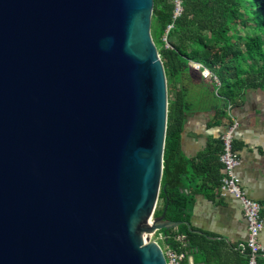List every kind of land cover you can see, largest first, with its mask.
<instances>
[{
	"label": "water",
	"instance_id": "water-1",
	"mask_svg": "<svg viewBox=\"0 0 264 264\" xmlns=\"http://www.w3.org/2000/svg\"><path fill=\"white\" fill-rule=\"evenodd\" d=\"M152 7L0 0V264H165Z\"/></svg>",
	"mask_w": 264,
	"mask_h": 264
},
{
	"label": "trees",
	"instance_id": "trees-1",
	"mask_svg": "<svg viewBox=\"0 0 264 264\" xmlns=\"http://www.w3.org/2000/svg\"><path fill=\"white\" fill-rule=\"evenodd\" d=\"M181 7L179 16L172 19L173 0H153L150 33L167 89L160 206L153 215H159L166 205L165 219L180 221L175 229L188 241L182 249L206 251L204 234L186 223L193 194L218 188L221 141L211 139L201 152L186 157L181 151V132L189 112L213 108L212 121L217 123L227 115L228 104L239 101L245 90L264 89V0H181ZM190 61L207 68L218 84L212 77L196 78ZM172 230L162 229L168 236ZM166 241L177 245L171 238ZM258 264H264V259Z\"/></svg>",
	"mask_w": 264,
	"mask_h": 264
},
{
	"label": "crops",
	"instance_id": "crops-1",
	"mask_svg": "<svg viewBox=\"0 0 264 264\" xmlns=\"http://www.w3.org/2000/svg\"><path fill=\"white\" fill-rule=\"evenodd\" d=\"M213 113V108L196 109L185 116L181 151L186 157L195 156L211 139L220 138L228 123L236 121L233 146L239 164L235 173L245 194L261 205L264 223V89L245 90L239 101L228 104L227 115L217 123L212 121ZM184 191L192 192L191 188H184ZM188 224L204 234L206 251L194 248L181 264H245L237 246L245 240L246 223L236 198L221 196L218 188L195 192ZM259 241L264 246V227ZM262 259L259 257L258 262Z\"/></svg>",
	"mask_w": 264,
	"mask_h": 264
},
{
	"label": "built area",
	"instance_id": "built-area-1",
	"mask_svg": "<svg viewBox=\"0 0 264 264\" xmlns=\"http://www.w3.org/2000/svg\"><path fill=\"white\" fill-rule=\"evenodd\" d=\"M181 10V0H173L172 19L179 16ZM171 26L172 24L167 25L164 36ZM164 36L162 37L163 40H165ZM191 64L195 70L200 72L203 78L212 77L215 83L218 84L216 76L207 68L198 62H192ZM236 126L237 122L232 121L227 124L220 134L221 152L219 154V161L221 163V177L219 179L218 192L221 196L231 195L237 199L246 223V237L243 242L238 244L237 250L244 257L245 264H258V258H264V246L259 241V234L264 227V223L261 216V205L245 194L241 188L240 180L235 173V168L239 164V156L233 148V132ZM171 229L173 230L169 236L161 229L154 231L153 239L162 251L165 264H181L187 255V252L182 248L186 247L188 241L176 229ZM167 238H171L177 245L173 246L167 243Z\"/></svg>",
	"mask_w": 264,
	"mask_h": 264
},
{
	"label": "rangeland",
	"instance_id": "rangeland-1",
	"mask_svg": "<svg viewBox=\"0 0 264 264\" xmlns=\"http://www.w3.org/2000/svg\"><path fill=\"white\" fill-rule=\"evenodd\" d=\"M202 54H204V53L202 52L201 55H202ZM191 63H192V61H190L189 64H190V66H191V70L194 72L193 75H194L196 78L199 77V76H201V74H200V75L198 74V71H196V70L193 69L194 67L192 66ZM201 77H202V76H201ZM159 206H160V199H157V203H156V207H155V208H158ZM160 244H162V243L160 242Z\"/></svg>",
	"mask_w": 264,
	"mask_h": 264
},
{
	"label": "clouds",
	"instance_id": "clouds-1",
	"mask_svg": "<svg viewBox=\"0 0 264 264\" xmlns=\"http://www.w3.org/2000/svg\"><path fill=\"white\" fill-rule=\"evenodd\" d=\"M205 74H207V73H205Z\"/></svg>",
	"mask_w": 264,
	"mask_h": 264
}]
</instances>
